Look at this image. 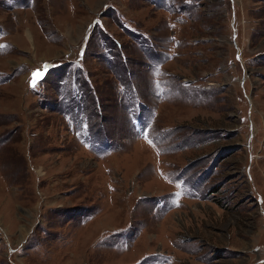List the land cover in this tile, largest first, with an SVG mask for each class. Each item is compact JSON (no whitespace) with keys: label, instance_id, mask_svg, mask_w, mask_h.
Listing matches in <instances>:
<instances>
[{"label":"rangeland","instance_id":"1","mask_svg":"<svg viewBox=\"0 0 264 264\" xmlns=\"http://www.w3.org/2000/svg\"><path fill=\"white\" fill-rule=\"evenodd\" d=\"M0 264H264V0H0Z\"/></svg>","mask_w":264,"mask_h":264},{"label":"snow or ice","instance_id":"2","mask_svg":"<svg viewBox=\"0 0 264 264\" xmlns=\"http://www.w3.org/2000/svg\"><path fill=\"white\" fill-rule=\"evenodd\" d=\"M42 76H43V72L42 71H36V72H34L33 75H32V79L30 81V86L36 87L37 83L42 78Z\"/></svg>","mask_w":264,"mask_h":264},{"label":"water","instance_id":"3","mask_svg":"<svg viewBox=\"0 0 264 264\" xmlns=\"http://www.w3.org/2000/svg\"><path fill=\"white\" fill-rule=\"evenodd\" d=\"M45 66H46V67H45ZM42 67H43V68H37V69L34 70V72H36V71H42V72H43V76H42V78H41L40 80L44 79V77H45L47 71L50 69V65H49V63H45ZM34 72H33V73H34ZM33 73H32V75H33ZM32 75H31V79H32ZM40 80H39V81H40ZM30 81H31V80H30Z\"/></svg>","mask_w":264,"mask_h":264}]
</instances>
